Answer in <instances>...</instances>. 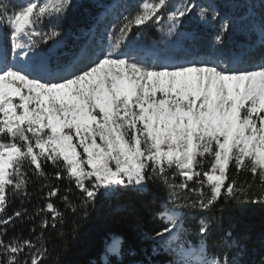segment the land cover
I'll use <instances>...</instances> for the list:
<instances>
[{
	"label": "snow or ice",
	"instance_id": "snow-or-ice-1",
	"mask_svg": "<svg viewBox=\"0 0 264 264\" xmlns=\"http://www.w3.org/2000/svg\"><path fill=\"white\" fill-rule=\"evenodd\" d=\"M242 3L236 16L241 0H227L223 15L215 0H140L121 18L123 0H113L118 27L74 33L60 27L73 0H0V264H47L45 234L66 216L86 218L98 197H142L149 183L167 193L153 238L168 264H264V233L261 258L247 259L253 236L225 215L232 203L264 207V0L259 10ZM193 13L218 29L208 52L175 41ZM149 23L162 39L146 45ZM237 25L245 40L227 48ZM14 198L21 207L7 215ZM193 211L195 242L185 227ZM17 220L32 227L9 237ZM123 243L106 241L101 264Z\"/></svg>",
	"mask_w": 264,
	"mask_h": 264
},
{
	"label": "trees",
	"instance_id": "trees-1",
	"mask_svg": "<svg viewBox=\"0 0 264 264\" xmlns=\"http://www.w3.org/2000/svg\"><path fill=\"white\" fill-rule=\"evenodd\" d=\"M97 8L96 3L89 0L73 2V7L69 9L66 19L61 23L64 25L63 28L79 33L80 30L89 26L94 20ZM220 10L223 13L226 12V9L222 6H220ZM150 26V24L144 26L143 31ZM147 33L144 42L150 45L156 35L152 27L149 28ZM227 37L228 35L224 37L225 46L227 48L234 47L235 45L230 43ZM192 39L200 44L197 42L198 39L194 37ZM238 41H241V38ZM188 43V39L183 41L184 46H187ZM200 51L202 53L208 52L209 46L206 49H200ZM35 179L33 178L34 181ZM240 179H243V175L240 176ZM63 183L66 184L67 182ZM36 188H39V183L30 185L28 190L33 195L30 200L28 198L24 199L23 207L27 208L29 213L33 211V206L40 200V195L35 192ZM148 188L149 192L142 197L134 195L130 197L127 194L111 200L98 197L95 208L89 209V215L86 218L71 214L66 216L63 226H60L56 231L49 230L45 234L46 246L50 253L47 264H89L92 261L98 262V256L104 251L105 242L108 241L110 235L121 237L124 243L120 258L115 259L110 256L108 258L109 264H129L132 260L146 261L147 255L151 261L157 264H162L164 260L169 259L170 255L166 253L151 254L154 243L160 244L161 241L159 238H153L154 234L164 226L163 222L155 216V213L161 210L162 203L167 199V193L156 183H149ZM40 202L43 203V201ZM56 203L59 204V200H56ZM20 207V198L12 199L6 208L7 215H11ZM133 207L135 208L134 213L130 211ZM225 215L233 217L238 230L251 233L253 239L248 241V245L250 250L255 249V251H250L249 256L246 258L259 260L261 249L256 242V238L264 233V207L232 203L228 206ZM199 217L200 213L193 211L191 217L185 221V227L190 229L188 239L193 242L197 239L195 234L198 230ZM35 223H39L38 217L35 218ZM31 227L32 222L17 220L15 231L9 228L8 235L9 237L17 233L28 235ZM73 227L77 228L75 237L72 234ZM60 232L63 235H59ZM130 250L135 255L130 254Z\"/></svg>",
	"mask_w": 264,
	"mask_h": 264
},
{
	"label": "rangeland",
	"instance_id": "rangeland-1",
	"mask_svg": "<svg viewBox=\"0 0 264 264\" xmlns=\"http://www.w3.org/2000/svg\"><path fill=\"white\" fill-rule=\"evenodd\" d=\"M15 1V0H14ZM82 0H73V2H79ZM93 3H96L97 6H99L95 21L93 22L92 26L93 31L95 28V31L98 29L99 32L103 33L105 27H111L112 24H116L117 27L119 26L120 20L119 19H114L113 16L115 15V13L113 12H106L105 15L107 14V17H105V19H103L104 17V12L106 11V8L109 6V4L112 2V0H97V2H95V0H90ZM253 1L252 3L255 4L256 9L259 10L260 8V2L261 0H251ZM179 2V0H170V8L175 6L177 3ZM203 2V0H197V3H201ZM215 2L217 3V5L220 7L222 6L224 9H226V11H228L226 5L227 0H215ZM140 3V0H131L130 3H126V7H125V3L124 5L119 9L121 15V18L123 15H128L131 12L135 11L136 7L138 6V4ZM242 7V0H241V4L239 7H234V14L236 16H239L244 10L241 9ZM125 9H127V11H125ZM104 10V12H103ZM155 31H156V25L154 23H149ZM63 24L60 25L61 28H63ZM150 27H147L146 30L143 31V33H141V35L139 36V41L143 44H145V36L148 34V30ZM183 27V28H182ZM88 30V29H87ZM86 30V31H87ZM218 29L214 28V27H206L204 26L199 20L198 18L195 16V13H193L192 15L184 18V20L182 21L181 25H180V36L175 38V41L178 43L183 42L188 36V34H191V38H187L189 40V43L187 46H185L186 48L190 49L192 52H200V49H206L209 46V50H210V46L213 40L214 35L216 34V31ZM157 33V31H156ZM202 35V37H200L197 42L200 44H197L195 39H192V37H194L195 35ZM228 39L229 42L236 45L238 43H242L245 40V36L241 34V29L239 27V25H237L235 27V29L228 33ZM207 36V37H206ZM241 38V41H238V39ZM131 39H137V37L135 35H133L131 37ZM162 37L160 36V34L157 33V36L152 40L153 41H159L161 40ZM181 41V42H180ZM83 42V38L82 41ZM236 43V44H235ZM191 58V57H190ZM162 244V243H161ZM155 245V243H154ZM153 245V246H154ZM172 260V259H170ZM168 260V261H170ZM168 261L163 262L162 264H168Z\"/></svg>",
	"mask_w": 264,
	"mask_h": 264
},
{
	"label": "bare ground",
	"instance_id": "bare-ground-1",
	"mask_svg": "<svg viewBox=\"0 0 264 264\" xmlns=\"http://www.w3.org/2000/svg\"><path fill=\"white\" fill-rule=\"evenodd\" d=\"M110 5H113V3H111ZM110 5H109V6H110ZM107 10H109V7H108ZM107 10H106V12H107ZM101 255H102V254L99 255V260H100V261H101ZM90 264H95V263H90ZM131 264H140V261H132ZM146 264H147V263H146ZM152 264H153V263H152Z\"/></svg>",
	"mask_w": 264,
	"mask_h": 264
}]
</instances>
